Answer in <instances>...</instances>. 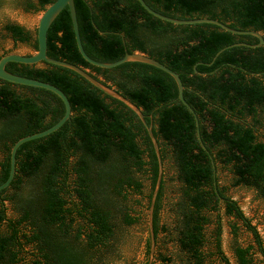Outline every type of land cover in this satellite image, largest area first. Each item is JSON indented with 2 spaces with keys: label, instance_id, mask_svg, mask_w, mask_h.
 <instances>
[{
  "label": "trees",
  "instance_id": "trees-1",
  "mask_svg": "<svg viewBox=\"0 0 264 264\" xmlns=\"http://www.w3.org/2000/svg\"><path fill=\"white\" fill-rule=\"evenodd\" d=\"M53 1L0 0V10L9 6L37 13ZM144 1L170 17L214 18L234 29L257 31L264 40V0ZM74 5L88 56L110 62L140 51L155 58L178 73L183 97L197 117L198 127L178 99L174 79L162 69L139 61L111 68L87 62L76 47L67 6L49 25V57L87 70L136 104L151 126L163 164L152 208L154 242L157 248L171 242L176 252H153L152 263L170 264L175 258L177 264H230L222 217L231 216L252 236L251 244L240 245L237 226L231 225L235 264H264L263 238L228 194V188L242 186L264 200V42L249 46L259 42L255 35L213 23L164 21L137 0H74ZM0 35L37 49L36 28L6 20ZM9 52L0 44V57ZM5 69L56 85L69 99L71 114L55 131L16 150L14 176L0 190V264L123 260L129 228L148 227L158 171L141 120L70 68L42 60L9 61ZM63 113L54 92L0 78V183L9 173L11 145L51 126ZM167 172L173 183L169 203ZM166 206L169 222L162 215ZM144 248L142 264H148L149 230Z\"/></svg>",
  "mask_w": 264,
  "mask_h": 264
},
{
  "label": "water",
  "instance_id": "water-1",
  "mask_svg": "<svg viewBox=\"0 0 264 264\" xmlns=\"http://www.w3.org/2000/svg\"><path fill=\"white\" fill-rule=\"evenodd\" d=\"M140 5L150 14L153 16L160 18L164 21L172 22L175 24H190V23H200V22H208V23H213L218 25L219 27L225 29L226 31L232 32V33H237V34H252L255 35L258 39L259 42L256 44H247L249 46H258L259 44H262L264 42L261 34L257 31L254 30H241V29H234L229 27L227 24L223 23L220 20L214 19V18H208V17H199V18H193V19H178L174 17H170L167 15H164L160 12L155 11L152 9L144 0H137ZM68 7L69 10V16H70V21L72 25V30L74 34V39L76 43V47L78 49V52L80 55L89 63L104 67V68H111L114 66H117L123 62L126 61H139L143 63H147L150 65H153L155 67H158L168 73L175 81L176 86H177V97L179 100H181L193 113L196 126L198 127V122H197V117L196 114L194 113L193 109L191 106L185 101L183 97V84L181 82V79L178 75L177 72L173 71L169 67H167L165 64L161 63L160 61L156 60L153 57L148 56L147 54L140 52V51H133V52H128L125 53L121 58L115 60V61H110V62H104V61H98L90 56L87 55V53L84 51L80 35H79V30H78V23H77V18H76V11H75V5H74V0H54L50 4H48L41 12L38 18L37 26H36V39H37V49L30 54H21L17 52H9L6 54H3L0 57V78L14 82V83H19V84H25V85H31V86H36V87H42L45 89H48L52 92H54L58 97L62 100L63 105H64V113L63 115L51 126L28 134L24 135L20 138H18L10 147V152H9V173L7 178L0 183V190L5 188L10 181L12 180L14 173H15V154L18 146L22 144L23 142L27 140H31L34 138H38L41 136H44L50 132L55 131L58 129L70 116L71 114V104L69 99L67 98L66 94L58 88L56 85L51 84L46 81H42L39 79L31 78V77H26V76H21L15 73H11L5 69V64L9 61H16V62H21V63H38L40 61H46L49 63H53L56 65L64 66L67 68H70L74 70L75 72L79 73L81 76H83L85 79H87L89 82H91L94 86H96L98 89H100L102 92L105 94L112 96L120 101H122L124 104H126L129 108H131L139 117L141 120L142 124L144 125L147 134L151 140L156 158H157V163H158V171H157V176H156V181L155 185L151 194L150 198V203H149V208H148V213H147V225H148V230H149V235H150V256L148 260V264L152 263L153 260V252H154V247H155V242H154V235H153V227H152V208H153V202L155 195L159 189L160 181H161V176L163 172V164L159 152V147L157 144V140L155 136L152 133L151 126L146 122L144 118V114L141 112L140 108L134 104L131 100L120 94L119 92L115 91L113 88H110L106 85H104L100 80L94 78L91 74L88 73L87 70L83 69L82 67L75 65L73 63L67 62L65 60H60V59H55L52 57H49L46 54L47 50V30L53 19L58 15V13L65 7ZM242 44H246L241 42ZM239 44V43H235ZM225 47L221 48L220 50L217 51L216 55L223 50ZM197 134H198V128H197ZM198 139L200 140V137L198 135ZM202 147H205L202 144Z\"/></svg>",
  "mask_w": 264,
  "mask_h": 264
},
{
  "label": "rangeland",
  "instance_id": "rangeland-1",
  "mask_svg": "<svg viewBox=\"0 0 264 264\" xmlns=\"http://www.w3.org/2000/svg\"><path fill=\"white\" fill-rule=\"evenodd\" d=\"M40 12L34 13L31 11H26L22 8H13V7H4L0 10V26L6 21H14L23 26L29 28L30 30H34L37 26L38 18ZM1 34H4L2 32ZM0 35V44L11 52L17 53H30L32 50L28 48L26 45L21 43H14L9 37L1 38ZM172 174L170 172L166 173V200L165 202H170V198L172 197V182L170 181V176ZM221 177L224 184H228V176L225 177V171L221 172ZM146 184V181H145ZM228 194L231 195L234 199L237 200L241 209L248 216L252 223L258 229L261 237L264 240V200L258 197L252 189H248L246 187L237 186L228 188ZM143 202H145L143 200ZM168 206H166L165 210L162 212L163 217H166V220L169 222L168 218ZM147 216V215H146ZM234 224L237 226V234L236 240L242 245L246 246L252 243V236L249 232H247L242 226L241 222L231 216H223L222 217V245L226 255L229 258L230 264H235V257L233 251L231 249V245L233 243V233L231 232V225ZM212 226L208 227V231L211 230ZM148 235V227H146L145 223L137 224L131 226L129 228L128 237L126 244L123 247L124 257L123 260L116 261L115 264H142L145 260V248L144 241ZM154 247V252L159 253V251L163 253L170 254L175 256V247L169 242L165 248H157ZM153 262V260H152ZM152 264H159L158 260H155ZM170 264H177L175 258L170 262ZM215 264V262L213 263Z\"/></svg>",
  "mask_w": 264,
  "mask_h": 264
}]
</instances>
